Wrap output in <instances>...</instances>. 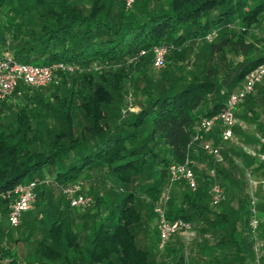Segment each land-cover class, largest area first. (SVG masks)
Returning a JSON list of instances; mask_svg holds the SVG:
<instances>
[{"label":"trees","instance_id":"trees-1","mask_svg":"<svg viewBox=\"0 0 264 264\" xmlns=\"http://www.w3.org/2000/svg\"><path fill=\"white\" fill-rule=\"evenodd\" d=\"M236 20L243 26H232ZM262 20L264 0H136L130 9L123 0H0V55L9 50L20 61L76 67L44 86L22 84L20 93L0 100V217L8 216L5 194L13 185L38 181L26 211L33 213L16 226L20 235L0 225V264L253 263L243 169L264 177V161L231 143L241 163L231 156L227 165L215 162L201 141L228 144L221 126L193 136L198 121L222 110L264 62L261 39L247 38ZM193 40L203 47L196 63ZM156 44L169 48L165 66L131 110L126 80L133 66H153ZM230 48L237 55L224 69L212 62ZM256 89L240 102V121H255L264 108V83ZM243 130L241 122L234 126ZM187 158L197 186L179 180L167 215L187 221L194 235L188 249L182 231L161 248L153 205L169 166ZM82 177L90 183L91 206L72 207L62 193L57 205L48 200L52 188ZM214 179L226 192L218 204L209 192Z\"/></svg>","mask_w":264,"mask_h":264},{"label":"built area","instance_id":"built-area-1","mask_svg":"<svg viewBox=\"0 0 264 264\" xmlns=\"http://www.w3.org/2000/svg\"><path fill=\"white\" fill-rule=\"evenodd\" d=\"M127 9L134 6L136 0H123ZM217 35L216 31L207 35L212 40ZM153 50V66L160 69L165 66L166 56L169 48L164 44H156ZM145 50L141 51L144 54ZM75 65L67 61H53L50 63H33L16 59L9 50H4L0 55V100L10 97L14 92L20 93V86L28 85L40 87L52 82L58 71H73ZM264 78V62L254 68L244 79L243 83L231 92L222 110L209 116L202 117L196 126L193 140H199L203 132L212 129L218 122L221 124L220 136L224 140H229L234 136V126L236 124V112L239 104L244 98L252 94L256 85ZM201 145L205 150L212 154L216 160L221 158L220 146L212 140H202ZM214 175V174H213ZM185 179L189 185L195 189L197 179L193 168L189 165V158L183 163H172L169 166L168 182L171 184ZM38 181L30 180L13 185L6 196L11 197L8 220L13 227L18 226L22 221V215L29 210L36 199V187ZM64 194L72 207L86 206L92 201L91 196L86 195L81 190V182L76 181L64 188ZM210 197L213 204H218L226 198L224 187L217 181H213L210 186ZM167 200V199H166ZM157 223L159 229V247L163 248L171 235L178 231H184L187 238L190 235V224L181 219H170L167 215L165 206L156 205ZM253 217L251 225L253 229L258 226L259 218L252 209Z\"/></svg>","mask_w":264,"mask_h":264},{"label":"rangeland","instance_id":"rangeland-1","mask_svg":"<svg viewBox=\"0 0 264 264\" xmlns=\"http://www.w3.org/2000/svg\"><path fill=\"white\" fill-rule=\"evenodd\" d=\"M232 26H234L235 28H239L240 26H243V25H241V23L238 20H236L235 23ZM251 26L252 27L248 31L247 38L248 39L260 38L262 44H264V20H262V21H260L258 23L252 24ZM191 43H192V55H193V58H194V63H196L197 58L199 57L200 53L203 50V47L201 46V43L196 41V40H193ZM236 55H237L236 51L233 48L232 49L231 48L230 49H225L224 52L215 53L214 57L212 59V62L213 63H217L221 68L224 69L226 67V64L228 63V61L230 59H232V58H235ZM198 60H199V58H198ZM132 69H133V72H130L131 76L126 80L125 88L127 90V95L126 96H127V100L129 101V106L131 105L130 109L131 110H136L137 109L136 103L138 102L139 99L144 98L145 87L149 83V79L156 74L157 70L154 69L152 65H148V68H146L145 71L141 70V68H135V66H133ZM240 110H241V108H240ZM258 120L259 121L262 120L264 122V117L259 118ZM250 127H251V125H250ZM251 129L249 130V133H247V136H248V134H250L248 136V138H251V135L255 136V137H258L259 136L258 135L259 128L257 127L253 131ZM234 133H235V131H234ZM244 133H245L244 131L237 132L236 134H234V137L230 139V142H228V144L226 143V145H223V146L220 145L221 158L219 160H216L215 157L213 156V158L215 159V162H217V163L218 162H222L225 165H227L228 162H229V161H227V158L229 156H231L235 160L236 163H241V159L242 158H240L238 154H235V153H233L231 151V149H230L231 143L233 145L237 146L241 150H245V151L248 150L252 155L257 156L256 158L259 157L260 160L264 161V156L258 155L259 149H256L257 145L259 146V143L256 144L253 141H251V142L248 141L247 142L246 139H245L246 134H244ZM227 145L229 146V148L226 147ZM225 148H226V150L224 151ZM203 149L205 150V148H203ZM261 151L264 152L263 150H261ZM253 152H256V154H254ZM207 153H209V152L207 151ZM212 172H213L212 175L214 173H216V171L214 169L212 170ZM243 176H244L243 180L246 183V191H247V193L249 195V208L251 210L254 208L255 215L258 216V206H257V202H256V197H255L256 192L253 189H255V187H256L255 186L256 180L258 179L259 176H257L255 172H252L249 169H245V168L243 169ZM213 177H216V174H214ZM214 181L218 182L217 179H214ZM80 182H81V190H82V192H84L88 196H91L89 193H87L88 189L90 187V183L85 181V179L83 177L80 179ZM64 188L63 187L52 188L53 195L52 196H50V195L48 196V200L51 201L52 205L55 204V201L57 200V196H60L61 193L64 194V191H63ZM179 193H180V188L178 186V182H174V183L171 184L170 182L167 181L166 184L164 185L159 197L157 198V202L156 203L154 202L153 210L155 211L156 205L160 204L162 206H165V209L167 211L168 208H169V201L171 199V196L173 194H179ZM91 198H92V196H91ZM66 200L68 201V199H66ZM44 202H46V200H44L43 203ZM57 204L58 203H56L55 205H57ZM90 204H91V202L89 204H87L86 206H82L81 208H86L87 206H91ZM33 206H34V203H33ZM32 213L33 212H31V211H29L28 213H26V211H25L23 213L24 215H22V217L23 216L26 217L27 214L29 216V214H32ZM152 224L153 225L156 224L158 226L157 214L156 213H155L154 221H152ZM0 225L4 229L12 228V230H14V232H15L14 233L15 236L20 235L19 231L16 230L17 228L13 227L10 224V222L8 220V216L6 217L5 215H2L0 217ZM77 227L80 228V224H78ZM254 231H256V229H254ZM193 235H194V233H191L188 236V238H187V240H188L187 246L188 247H189V244L191 243ZM22 245L23 244L20 242L19 243V250L22 249ZM251 264H253V263H251Z\"/></svg>","mask_w":264,"mask_h":264},{"label":"crops","instance_id":"crops-1","mask_svg":"<svg viewBox=\"0 0 264 264\" xmlns=\"http://www.w3.org/2000/svg\"><path fill=\"white\" fill-rule=\"evenodd\" d=\"M261 83H264V80ZM240 108L241 107H239L237 111H239ZM262 117H264V108L259 110V116L256 118L255 121H252L251 119L240 121L238 118H236V124L238 122H241L243 124V126H244L243 131L245 132L244 134H246V137H245L246 141L247 142L253 141L256 144L259 143V146L257 145V147H256V149H259V153L256 150L255 151L258 153V155L264 156V152L261 151V150L264 151V149L262 148V146L264 145V122L262 120H261L262 122L258 120L259 118H262ZM216 125L221 126L220 122H218ZM250 125H251V127H250ZM257 127L259 128V133H258L259 136L255 137V136L251 135V138H248V136L250 135V134H248V136H247V133H249V130L252 128L251 130L253 131ZM236 133L237 132H235L234 134H236ZM203 140L204 141L205 140H212V138H205ZM247 152L250 153L248 150H247ZM256 152H253V153L256 154ZM255 186L256 187L253 190H255V192H256L255 197H256V202H257V206H258L259 222H258V226L256 228V231H254V238L256 241V243H255L256 258L254 259L253 264H264V177L263 176L260 175L258 177V179L256 180ZM182 232H184V231H182ZM191 233H194L193 229L190 230V234ZM184 234H185V232H184ZM174 235L175 234L171 235V237ZM185 236H186V234H185ZM188 248L189 247H187V249Z\"/></svg>","mask_w":264,"mask_h":264}]
</instances>
